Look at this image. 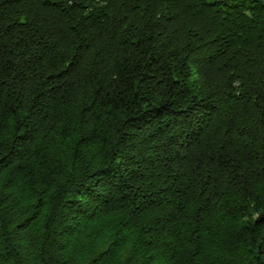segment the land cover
Instances as JSON below:
<instances>
[{"label": "trees", "instance_id": "16d2710c", "mask_svg": "<svg viewBox=\"0 0 264 264\" xmlns=\"http://www.w3.org/2000/svg\"><path fill=\"white\" fill-rule=\"evenodd\" d=\"M0 264H264V0H0Z\"/></svg>", "mask_w": 264, "mask_h": 264}]
</instances>
